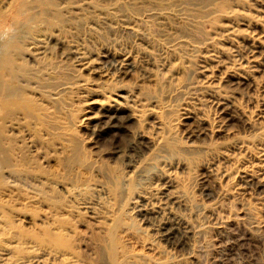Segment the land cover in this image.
Here are the masks:
<instances>
[{
    "label": "rangeland",
    "instance_id": "1",
    "mask_svg": "<svg viewBox=\"0 0 264 264\" xmlns=\"http://www.w3.org/2000/svg\"><path fill=\"white\" fill-rule=\"evenodd\" d=\"M263 46L264 0H0V264H264Z\"/></svg>",
    "mask_w": 264,
    "mask_h": 264
},
{
    "label": "bare ground",
    "instance_id": "2",
    "mask_svg": "<svg viewBox=\"0 0 264 264\" xmlns=\"http://www.w3.org/2000/svg\"><path fill=\"white\" fill-rule=\"evenodd\" d=\"M259 3V2H258ZM248 40V39H247ZM244 41V39H243ZM245 43V42H244ZM249 43V42H248ZM257 43V42H256ZM259 43V42H258ZM250 44V43H249ZM262 45V44H261ZM252 47V46H251ZM264 47V46H263ZM256 48V47H255ZM264 49V48H263ZM252 57V56H251ZM9 65L12 66V61H8ZM258 64V63H257ZM259 66V65H258ZM263 66V65H262ZM261 67V66H260ZM123 68V67H122ZM118 69V68H117ZM125 69V67H124ZM123 72V71H122ZM125 73V72H124ZM240 80V78H239ZM242 80V78H241ZM243 81V80H242ZM100 107V113L98 115V117H92L95 120H101L102 124L101 125H105L106 128L109 129H117L120 128L119 126L121 125V123H123L124 121H133V120H137L138 113L136 110H128L127 106H121V105H110V104H106V103H100L99 104ZM128 110V112L126 111ZM126 112V115H123V112ZM92 120V119H91ZM99 123V122H97ZM101 123V122H100ZM160 123L158 122L157 125H159ZM100 126V124H99ZM100 129V128H99ZM99 131V130H98ZM100 133V132H99ZM145 136L143 134L140 135V139L144 138ZM148 140V139H147ZM144 141V140H143ZM138 143V141L136 142ZM148 143V142H147ZM151 144V143H150ZM140 145V143L133 145V150L135 151V148H138V146ZM142 145V144H141ZM144 145V144H143ZM153 145V144H152ZM131 147V146H130ZM150 147V146H148ZM145 150V149H144ZM131 151V152H132ZM139 152V150H137ZM130 152V153H131ZM146 152V151H145ZM149 152V151H148ZM128 153V152H127ZM141 153V152H140ZM139 154V153H138ZM140 155V154H139ZM131 156V155H130ZM141 156V155H140ZM127 157V156H126ZM134 157V156H133ZM129 158V157H128ZM135 158V157H134ZM133 158V160H134ZM130 161H132L131 159H129ZM134 162V161H133ZM140 162V161H139ZM130 163V162H129ZM137 163L134 162V164ZM133 164V163H132ZM138 165V163H137ZM133 166V165H132ZM130 165V167H132ZM134 171V170H133ZM144 171V170H143ZM261 173L259 174L258 177H256L254 175V173L251 172H246V176L247 178L249 177L250 179H254L255 178L258 180L259 185L261 187L264 188V168L262 170H260ZM145 178V177H144ZM150 178V177H149ZM246 179V178H245ZM146 180H148L146 178ZM256 180V181H257ZM125 181V180H124ZM145 181V180H144ZM128 182V181H127ZM125 183V182H124ZM129 184V183H128ZM127 184V186H128ZM121 185V183L119 184ZM123 189L121 190V188L119 190L123 191L124 185L123 184ZM246 185V184H245ZM150 186V184L148 185ZM251 186V185H250ZM146 187V186H145ZM144 187V188H145ZM152 187V186H150ZM129 188V187H128ZM128 188L126 187V190H128ZM115 189V188H114ZM125 190V191H126ZM150 190V188H149ZM153 190V189H152ZM261 190V189H260ZM120 192V191H119ZM127 192V191H126ZM145 192V191H144ZM148 192V191H147ZM173 192V191H172ZM172 192L170 193V191L168 190L167 192L163 193L162 195L159 196L158 192L156 194H154L155 199L151 198V196L153 195H149L148 193V197L142 196L141 199L142 202H144L143 204L140 203V205L137 204L136 208H140L138 209V212L143 215V219L144 221H146V223L149 224V228L153 231V235L156 236V239H153V244L158 245L157 243L160 242L162 244H168V245H172V246H180L183 247L185 246V244L187 243V241L189 240L190 236H192V228L189 224V221L187 218L179 209V207H181L182 205V200L179 199L178 196L173 195ZM259 192V191H258ZM121 192V196H122ZM155 193V192H154ZM174 193V192H173ZM127 194V193H126ZM145 194V193H142ZM120 195V194H119ZM124 196V195H123ZM147 196V195H146ZM207 196V195H206ZM125 198V197H124ZM139 199V198H138ZM136 201V200H135ZM134 201V202H135ZM184 203V202H183ZM135 208V209H136ZM137 210V209H136ZM137 212V213H138ZM139 214V215H140ZM141 220V219H140ZM147 224V225H148ZM109 225V224H108ZM110 226V225H109ZM148 228V227H147ZM103 230V229H102ZM110 231V230H109ZM108 232V230H107ZM101 233V231H100ZM109 235V234H108ZM230 236V235H229ZM104 237V236H103ZM239 237V236H238ZM237 237V239H238ZM245 237V235H244ZM235 238V237H233ZM107 239V238H104ZM236 239V238H235ZM241 240V239H240ZM239 241V240H237ZM106 242V240H105ZM103 243V242H102ZM242 243V242H241ZM108 244V243H107ZM161 244V245H162ZM110 246V245H109ZM237 246V245H236ZM230 247V246H229ZM239 247V245H238ZM106 249V248H105ZM226 249V248H225ZM245 249V248H244ZM235 250V249H234ZM232 251V248H231ZM229 252V251H228ZM105 254V253H104ZM220 259V258H219ZM230 259V258H229ZM226 261V260H225ZM231 262V261H230ZM233 263V262H232ZM224 264V263H223ZM227 264V263H226Z\"/></svg>",
    "mask_w": 264,
    "mask_h": 264
}]
</instances>
